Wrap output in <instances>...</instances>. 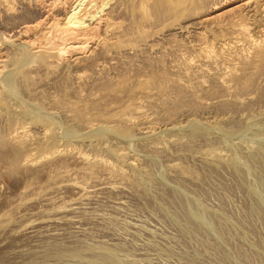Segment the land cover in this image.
<instances>
[{
    "label": "rangeland",
    "instance_id": "374dc122",
    "mask_svg": "<svg viewBox=\"0 0 264 264\" xmlns=\"http://www.w3.org/2000/svg\"><path fill=\"white\" fill-rule=\"evenodd\" d=\"M106 1L61 58L0 0V264H264V0Z\"/></svg>",
    "mask_w": 264,
    "mask_h": 264
},
{
    "label": "bare ground",
    "instance_id": "6f19581e",
    "mask_svg": "<svg viewBox=\"0 0 264 264\" xmlns=\"http://www.w3.org/2000/svg\"><path fill=\"white\" fill-rule=\"evenodd\" d=\"M37 1L38 5H41L43 9L44 18L34 24L24 26L20 30L22 42L26 43L33 53L40 52L42 54L41 49L43 48L45 49V55L54 54L57 57L61 56V58L69 55H81V53L87 52L94 47L92 44H95L101 38L100 33L102 30L106 32L110 28L114 29L116 25L111 18L109 9L106 10V6L109 5L106 0L105 2L104 0ZM59 9L64 12L61 17L54 14ZM31 34H33V38ZM3 58V53H0V70L6 66ZM263 177L257 180L259 185L255 187L264 191ZM175 201L184 210L187 221H191L190 211L184 201L181 198Z\"/></svg>",
    "mask_w": 264,
    "mask_h": 264
},
{
    "label": "water",
    "instance_id": "95a60500",
    "mask_svg": "<svg viewBox=\"0 0 264 264\" xmlns=\"http://www.w3.org/2000/svg\"><path fill=\"white\" fill-rule=\"evenodd\" d=\"M45 262H47V261H45Z\"/></svg>",
    "mask_w": 264,
    "mask_h": 264
}]
</instances>
